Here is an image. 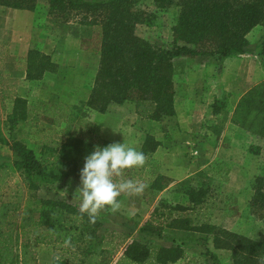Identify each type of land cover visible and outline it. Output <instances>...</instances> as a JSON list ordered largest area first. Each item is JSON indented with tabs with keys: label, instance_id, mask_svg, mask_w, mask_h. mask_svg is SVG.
<instances>
[{
	"label": "trees",
	"instance_id": "16d2710c",
	"mask_svg": "<svg viewBox=\"0 0 264 264\" xmlns=\"http://www.w3.org/2000/svg\"><path fill=\"white\" fill-rule=\"evenodd\" d=\"M39 1L47 4L50 16L63 22L78 20L81 27L96 32L98 67L86 106L102 113L110 103L129 102L140 119L151 121L175 114L174 58L207 56L217 61L242 54L248 45L247 34L264 25V0H152L157 10L178 7L170 28V46L158 47L135 33L137 24L150 25L156 17L136 0H0V6L34 11ZM260 55L264 57V38ZM54 66L49 55L33 47L26 57V78L41 79ZM225 103L226 98L216 99L211 105L213 113ZM6 118L10 128L21 121L42 128L37 123L42 120L60 127L61 135L56 140L43 139L35 151L20 140L7 141L0 129V141L11 150V162L0 163V171L18 172L0 173V264H38L32 244L54 243L76 249L84 264H172L184 256L178 245L154 247L114 231L100 235L98 217L90 223L87 214L81 215L65 200L40 196L42 186L80 177L78 162H85V156L99 145L87 129L90 122L86 119H81L82 126L72 134L76 118L69 104L39 100L30 107L26 99L16 97ZM230 121L264 138V80L239 98ZM159 144L147 134L140 150L147 156ZM144 166L129 169V174H141ZM15 175L19 180L11 187ZM171 182L156 174L143 192L153 197ZM253 188L251 212L264 211L263 178H255ZM183 193L191 208L162 200L151 218L140 224L139 232L160 235L164 228L203 231L212 236L215 247L231 251L232 264H264V236L252 239L210 223L192 225L182 215L215 202L208 186L185 185Z\"/></svg>",
	"mask_w": 264,
	"mask_h": 264
},
{
	"label": "rangeland",
	"instance_id": "374dc122",
	"mask_svg": "<svg viewBox=\"0 0 264 264\" xmlns=\"http://www.w3.org/2000/svg\"><path fill=\"white\" fill-rule=\"evenodd\" d=\"M136 1L138 5L145 10L155 12L156 17L150 25L137 24L135 33L141 38L148 40L153 45L158 47H169L172 39L170 28L177 16L178 7L176 5H172L164 10H157L153 5L152 0ZM37 8L40 9L43 14L45 13L47 16H50L47 12V6L45 3H38ZM50 17V20L54 24V26L51 25L50 28L55 29L54 36H56L52 40L59 41L66 36L77 37L80 40L81 48L85 51L87 50L86 52L89 54L88 57L82 56L81 60L83 62L90 63L93 62V59L95 62V60L99 58L98 48L95 44L96 32L90 31L89 28L81 27L78 20L63 22L53 16ZM261 26L264 25H259V27L254 28L250 32L249 40L251 47L247 48L246 46L245 48L246 52L250 53L253 57L252 60H249V63L245 64L246 66L240 69L230 67L228 69V76L236 75L237 78H240L242 77L240 76V72L244 76L245 73L251 71V75H255L254 78L256 79L264 77V57L260 55V43L264 38V30ZM39 37L41 38L42 35H39ZM38 42L39 41H35L33 44V46L37 49H39L37 45ZM257 55L259 57H256ZM233 66H236V64ZM92 80H89L86 85H81L78 82L74 83V81H72L73 83H71V85L65 84L66 88L71 89V98L62 96V86L58 88L56 83L52 84L51 82L47 83L46 81H43L38 93H34L33 97H40L47 100L51 99L52 101H58L60 99H62V101L64 99L69 101L71 100L73 107L71 110L73 112L72 115L76 118L73 121L72 125H74V128H72L71 132L76 135L78 128L82 126L81 119H85L83 117H87L89 119L90 117V115L83 111L84 102H86L88 98L87 96H89L93 85ZM179 85L180 84H178V86ZM24 89L22 90L24 91ZM55 91H59L60 93L55 94ZM31 96L32 95H29V98H31ZM223 97L227 98L225 94H221L219 99H222ZM229 110H231V108ZM230 114L231 113L225 114L226 119L218 118L220 119V123L217 124L220 125L225 121L224 123L226 125L227 118L230 117ZM94 117L95 120L93 119V122L90 120L92 123L86 118V120L90 122V126L86 127L94 134L95 142L99 141V147L107 146L108 144L103 143L99 138V135L95 132L96 130L94 127L97 120L101 122L104 121V119L100 116L99 112H94ZM161 121H163V119L157 122L145 119L135 120L130 123V126H124L125 130H122L124 132V137L126 139H132L133 142L137 140V138L139 139V132L141 131L143 133V141L145 136L148 134L152 135L156 140L159 138L164 143L169 142L170 144L169 146L164 147L163 150L164 154L169 157L167 160V168L161 167V160H152L149 156L151 153L147 154L146 165L144 166L142 172V175L143 173L145 175L142 178V181L144 183H148V181H150V179L156 174L165 173V170L170 172L173 170L172 167L180 165L183 166L187 160L191 164L192 162L194 163L192 165V170H190L191 172L177 173L176 182L170 188L163 189L162 192H157V195L160 193V196L156 199V203H150L151 205L145 204L143 199L139 196L131 195L126 196L125 198L121 195V197H119L122 205L120 212H115L119 213L118 215L121 217V228H119L118 231L117 229L114 230L107 227L105 225L106 223L104 224L106 221L103 220L107 219V217L104 218L99 215L98 218L102 223L99 233L100 235H103L107 231L118 232L125 235L128 239L133 238L154 247L181 246L184 251V256L172 264H232L231 251L226 248L215 247L212 242V236L204 233L203 231L164 228L160 235H148L140 233L139 227L143 221L151 218L153 209L162 200L169 203H181L184 206L191 208L192 204L187 200L183 193V187L185 185L208 186L213 194L215 202H210L203 208L196 207L193 210H186L185 212H182V215L185 217L187 216L192 225L210 223L211 225H216L248 238L261 239L264 236V211L252 213L250 209V199L254 194L253 187L255 178H263L264 190V142L254 141V138H251L246 134L235 135L236 140H234V142L236 145L232 147L229 145V142L225 145L221 139L219 141L215 139L210 149L212 156L211 154H208L206 158H204L205 156H198L197 159H195L194 155H192L193 147H180L176 145V141L178 140L172 138L168 125L164 124V122L161 123ZM38 125H41L42 128H33L31 125L21 121L16 126L10 139L13 138L20 140L37 151L40 148L37 141H40V139L56 140L61 135L60 127H53L44 121H40ZM135 125L137 129L140 130H133ZM80 135L81 134L79 133L78 136ZM260 138L264 141V138ZM220 141L224 144L222 146H224L227 150L234 152L232 154H223V152H221L220 155H217L215 152H220L221 150L218 149L219 145L217 146L216 143L218 142V144H222ZM171 148L173 149L170 154L169 149ZM212 149L214 151H212ZM213 154L216 155L213 156ZM199 159H201V161L197 162ZM125 173H129V170H126L124 174ZM137 174H125V176L131 177L132 175L136 176ZM149 175L151 177H149ZM71 179H73V182H68L67 184L64 180L63 182L55 183L54 185L45 187L42 186L38 193L40 196L45 198L61 199L68 202L66 199L68 195L65 197L60 193V191H63L66 187L68 192H72L73 189L77 187V181H79L80 178L77 179L75 176H72ZM145 179L148 180L145 181ZM18 180V175H15L10 180L11 183L9 185L13 187V182ZM171 180V183H173V179ZM171 183L167 186H170ZM70 204L79 209V203L75 199H72V203ZM109 212L111 211H103L101 213L107 216ZM114 245L115 242L110 244V247ZM34 247H38L35 251L40 255L43 254L45 261H48V263L84 264L79 256V253L74 248H68L67 246L58 243L44 246L36 244ZM118 253L119 248H117L114 257H116Z\"/></svg>",
	"mask_w": 264,
	"mask_h": 264
},
{
	"label": "crops",
	"instance_id": "0c3cea01",
	"mask_svg": "<svg viewBox=\"0 0 264 264\" xmlns=\"http://www.w3.org/2000/svg\"><path fill=\"white\" fill-rule=\"evenodd\" d=\"M38 3L43 4L45 2L39 1ZM50 19V16H47L45 13L43 14L38 8L34 11H29L25 9L0 6V129L3 137L9 142L13 140V138L10 139V137H12V134L14 133L13 131L19 124L18 122L13 128H10L8 126L9 122L6 118L7 115L11 113L14 98L21 97L26 99L30 107H35L39 100H47L40 97H33L34 93H38L43 81H46L47 83L51 82L52 84L56 83L58 88L62 86V96L71 98V89L66 88L65 84L71 85V83H73L72 81H74V83L78 82L81 85H86L89 80H92L95 77L98 67V59L95 60V62L93 59V62L90 63H85L81 60L82 56L88 57L89 54L86 52L87 50L85 51L81 48L80 40L77 37L66 36L59 41L52 40L56 36H54L55 29L50 28L51 25L54 26ZM257 27H259V25L254 28ZM261 27L264 30V26ZM250 32L247 34V40L249 42L247 48L251 47L249 40ZM39 35H42V37L40 38ZM35 41H39L37 44L39 51L49 55L51 62H53L55 66L53 69L46 71L41 79L31 80L26 78V57L28 51L34 47L33 44ZM256 57L259 56L257 55ZM252 58L251 54L246 52L245 49L242 54L233 53L217 61L207 56H180L173 59L175 70L174 83L176 88L175 114L173 116L164 117L161 123L164 122V124L168 125L172 138L178 140L176 141V145L180 147H193L192 155H194L195 159H197L198 156H205L204 158H206L208 154H211L212 156L210 149L215 139L218 141L221 139L225 145L229 142V145L232 147L236 145L234 142V140H236L235 135L246 134L251 138H254V141L264 142L259 136L246 131L230 121L231 114L234 111L239 98L250 88L262 81L264 77L256 79L254 78L255 75H251V71L245 73L244 76L240 72V76H242L240 78H237L236 75L228 76V69L230 67H236L237 69L245 67V64L249 63V60H252ZM235 64L236 66H233ZM178 84L180 85L178 86ZM24 88H27L26 91ZM22 89H24V91ZM59 93L60 92L57 91L55 94ZM221 94L227 96V98L225 97V106L219 112L213 113L211 105L216 99L221 97ZM29 95H32L31 98H29ZM58 101L69 104V108L72 110L73 107L71 100L64 99L62 101V99H60ZM230 108L231 110H229ZM83 112L90 115L89 119L87 117L83 118H87L89 121L91 120L93 122V119L95 120L94 112L98 111L88 108L84 102ZM227 113H231L230 117L227 118V124L225 125V121L223 120L224 122L218 125L217 123H220V119L218 118L226 119L225 114ZM71 114H73L72 111ZM99 114L104 121L100 122L97 120L94 127L96 130L95 132L99 135V138L103 143L111 144L114 142H125L130 146L136 147L138 150L140 149L143 143V133L140 131L139 139L137 138V140L133 142L132 139H126L124 137V132L122 131L125 130L126 126H130L131 122L140 120L134 111L132 103H111L105 112H99ZM40 121L43 122L42 120ZM39 122L37 123L39 124ZM25 123L35 128V125L31 122ZM133 130L140 129H137L135 125ZM42 140L43 139L37 141L40 147L42 146ZM157 140L160 141V144L154 152L151 154L149 153V156L152 160H161V167L167 168V160L169 157L164 154L163 150L164 147H167L170 144L169 142L164 143L159 138H157ZM223 143H216L217 146L219 145L218 149L221 151L215 153L217 155H220L221 152H223V154H232L234 151L227 150L222 146L224 145ZM172 149L173 148L169 149L170 154ZM212 151L214 150L212 149ZM216 154H213V156ZM199 161H201V159L197 160V162ZM2 162H11V150L9 149L8 144L0 141V163ZM84 163V161L78 162L79 171L83 168ZM193 164V162L191 164L187 160L183 165L186 167L181 165L174 166L172 167L173 170L170 172L165 170V173H161L173 179V183L163 189L170 188L176 182L177 173H190ZM0 173L18 172L6 169L4 172L0 171ZM125 174L123 178L138 181H142V178L145 175L144 173L143 175L141 173L136 176H134V174L131 177H126ZM71 177L72 176H69L65 179L66 184L68 182H73ZM149 177L151 176L149 175ZM76 178L78 179L80 177ZM148 179H145V181ZM79 181H77V187L74 188L72 192L67 191L68 196L66 199L69 203H72V199H75L78 202V196H75V192L80 185ZM148 183L145 184L147 185ZM162 190L156 191L153 197H150V194L145 196L144 192L139 195V197L143 199L145 204L149 205L150 203H156V199L160 196V193L157 195V192H162ZM122 196L126 198V196L131 195L125 193ZM118 211L120 212V209ZM118 214L119 213L109 212L107 216L103 213H100V216L104 218L107 217V219H103L106 221L104 224L106 223L105 225L107 227L119 231L122 221ZM34 245L36 244H33L32 248L35 251L38 247L35 248ZM40 245L44 246V244ZM35 254L38 264H52L45 261L43 254L40 255L36 251Z\"/></svg>",
	"mask_w": 264,
	"mask_h": 264
},
{
	"label": "clouds",
	"instance_id": "9594fccd",
	"mask_svg": "<svg viewBox=\"0 0 264 264\" xmlns=\"http://www.w3.org/2000/svg\"><path fill=\"white\" fill-rule=\"evenodd\" d=\"M84 160L75 196L81 215L87 214L90 223H95L103 211H118L122 206L121 195L139 196L147 187L143 181L123 178L126 170L142 168L147 161L142 150L125 142L96 146ZM60 193L66 197L67 189ZM65 243H70V238Z\"/></svg>",
	"mask_w": 264,
	"mask_h": 264
}]
</instances>
